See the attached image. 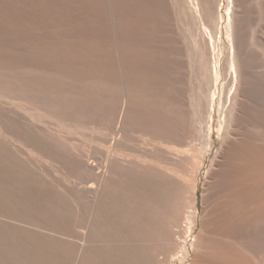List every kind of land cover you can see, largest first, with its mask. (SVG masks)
Here are the masks:
<instances>
[{"label":"bare ground","instance_id":"1","mask_svg":"<svg viewBox=\"0 0 264 264\" xmlns=\"http://www.w3.org/2000/svg\"><path fill=\"white\" fill-rule=\"evenodd\" d=\"M0 264H264V0H0Z\"/></svg>","mask_w":264,"mask_h":264},{"label":"rangeland","instance_id":"2","mask_svg":"<svg viewBox=\"0 0 264 264\" xmlns=\"http://www.w3.org/2000/svg\"><path fill=\"white\" fill-rule=\"evenodd\" d=\"M225 1H227V0H225ZM223 12L225 13V14H227L226 12V8H224L223 9ZM225 24V22L223 21V26H225L224 25ZM142 66H144V65H142ZM215 126H216V133H219V127H218V123H217V121L215 122ZM215 137H218L217 136V134H215ZM101 145H103L102 147H104V148H107L108 146H109V144L108 143H102ZM201 178V177H200ZM200 178H199V180H198V183H197V185H196V191L198 192V195H199V200H200V204L198 205V210H200L201 209V207H202V205H201V202H202V184H201V180H200ZM199 187V188H198Z\"/></svg>","mask_w":264,"mask_h":264}]
</instances>
